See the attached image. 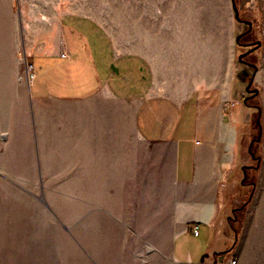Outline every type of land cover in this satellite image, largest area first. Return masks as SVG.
Listing matches in <instances>:
<instances>
[{
	"label": "crops",
	"instance_id": "1",
	"mask_svg": "<svg viewBox=\"0 0 264 264\" xmlns=\"http://www.w3.org/2000/svg\"><path fill=\"white\" fill-rule=\"evenodd\" d=\"M173 6L170 14L161 6L158 29L147 30L144 15L129 32L127 51L92 18H65L57 49L29 57L34 77L19 113L30 119L23 125L40 166L62 168L50 182L99 183V215L127 208L123 221L134 225L127 228L151 232V249L134 262L213 264L215 252L230 249L227 261L240 264L246 233L264 237V121L235 245L228 222V211L248 193L244 167L252 166L244 116L252 107L237 59L242 22L231 0L220 18L214 5L188 2L182 13ZM257 94L264 118V95ZM191 237L197 242L189 247Z\"/></svg>",
	"mask_w": 264,
	"mask_h": 264
},
{
	"label": "rangeland",
	"instance_id": "2",
	"mask_svg": "<svg viewBox=\"0 0 264 264\" xmlns=\"http://www.w3.org/2000/svg\"><path fill=\"white\" fill-rule=\"evenodd\" d=\"M160 1L0 0V264H143L141 260L134 262L133 255L143 256L151 249L146 240L151 232L146 236L142 231L128 229L134 225L128 220L123 221L129 218L127 208L115 207L116 215H99V183L50 182V178H61L54 171L62 168L49 166L52 162L40 166L38 154L32 149L30 128L26 126L25 129L23 125L30 123V119L28 114L19 111L22 107L24 112L27 107L24 101L28 98L27 88L31 81L29 57L36 52L57 49L61 43L59 26L68 16L92 18L117 48L127 51L129 32L138 31L144 15L146 29H158L164 4H167L163 9H167L168 14L175 9L173 5H177L182 13L188 2L214 5L217 18H220L225 5L230 2ZM234 2L239 17L251 22V32L239 40L261 41L260 46L245 58L257 67L251 87L264 95V0ZM239 26L238 34L242 32L243 24L239 23ZM245 50L237 44L238 54ZM260 100L259 94L247 99L252 108L247 111L245 124L249 130L248 141L253 142L252 152L248 146L246 151L252 165L256 161L251 153L259 155L261 149V141H256L264 121ZM258 113L260 126L256 122ZM41 168L43 175L41 172L39 176ZM49 170L54 176L48 175ZM256 173L254 169L247 170L244 183L255 181ZM42 178L47 181H41ZM243 188H247V195L228 211V218L234 214L235 225L241 227L252 189L249 184H243ZM240 192L238 188L236 194ZM237 237H234V245ZM196 242V237L186 239L189 247ZM230 254L231 250L226 252L223 262ZM239 255L240 264H264V237L252 238L248 231L239 246Z\"/></svg>",
	"mask_w": 264,
	"mask_h": 264
},
{
	"label": "water",
	"instance_id": "3",
	"mask_svg": "<svg viewBox=\"0 0 264 264\" xmlns=\"http://www.w3.org/2000/svg\"><path fill=\"white\" fill-rule=\"evenodd\" d=\"M231 3H232V7H233V10H234V16H235L236 20H238L239 22H242V23L247 22V23L250 24V23H251L250 21L243 20V19H241V18L239 17V15H238V10H237V8H236V5H235L234 0H231ZM242 34H243V32L237 34V36H236V41H237V42H238V39L242 36ZM250 44H251V46H250L249 48H247L245 51H243V52H241V53H239V54L237 55V59H238V60L242 61V57H243L244 55L250 53V52L253 51L254 49H256L258 46H260L261 41H260V40H255V41H252ZM253 66H254V71L252 72L251 76H250L249 79H248L247 84L245 85V91L248 92L249 95L244 97V101H246L247 97H253V96L257 95V93H258V89H257V88H255V87H254V88H250V85L252 84V81H253V77H254L255 71H256V69H257V67H256L255 64H253ZM242 80H245V78L242 79ZM256 122L259 123V113H258V117H257V119H256ZM259 138H260V131H259L258 136H257L256 139L258 140ZM252 142H253V140H251V142H250V144H249V146H248L249 151H250V146H251ZM250 152H251V151H250ZM251 155L253 156L252 153H251ZM40 201L43 202V204L48 208L47 203H45L44 201H42V199H40ZM234 209H235V208H234ZM234 209H232V211H234ZM221 260H222V257L220 256L218 259H215V260H214V263H213V264H216V262H219V261H221Z\"/></svg>",
	"mask_w": 264,
	"mask_h": 264
},
{
	"label": "flooded vegetation",
	"instance_id": "4",
	"mask_svg": "<svg viewBox=\"0 0 264 264\" xmlns=\"http://www.w3.org/2000/svg\"><path fill=\"white\" fill-rule=\"evenodd\" d=\"M243 20H247V19H243ZM247 21H249V20H247ZM243 24V30H242V32H243V34H242V36L240 37V38H242L243 36H245V35H248L250 32H251V23L249 24V23H247V22H244V23H242ZM239 38V39H240ZM253 40H244V41H238L239 42V45L242 47V48H244V49H247V48H249L250 46H251V42H252ZM252 52V51H251ZM249 54V53H248ZM247 56V54L246 55H244L243 57H242V61H240L241 62V64H242V68H241V70H240V77H241V79H244L245 78V80H242L244 83H245V85L247 84V82H248V79H249V77L251 76V74H252V72L254 71V66H253V64H254V62H252L251 60H249V59H247V58H245ZM252 86V84L250 85V88H253V87H251ZM249 95V93L248 92H246V96H248ZM248 98H251V97H247V99ZM253 157V156H252ZM223 257V256H222ZM216 259H218V258H216ZM220 262V261H219ZM217 263V262H216Z\"/></svg>",
	"mask_w": 264,
	"mask_h": 264
},
{
	"label": "trees",
	"instance_id": "5",
	"mask_svg": "<svg viewBox=\"0 0 264 264\" xmlns=\"http://www.w3.org/2000/svg\"><path fill=\"white\" fill-rule=\"evenodd\" d=\"M238 41H239V39H238ZM237 44L239 45V42H237ZM246 103H247V99H246V101H245ZM257 109H258V112H259V108H258V105H256L255 106ZM259 124V123H258ZM259 126H260V124H259ZM251 151V150H250ZM252 152V151H251ZM253 154V153H252ZM253 158H254V160L256 161V164L255 165H252V166H248V167H244V170H245V177L243 178V182H244V179H246V176H247V169L248 168H252V169H254V170H256L257 169V164H258V161H259V155H254L253 154ZM248 184H251L250 186H251V188L253 187V183H254V181H248L247 182ZM248 202V201H247ZM237 221V219H236V216L233 214L232 215V217H229L228 218V222H229V224H230V226H231V228H232V230H233V232H234V235H235V238L237 237V235L239 234V232H240V229H241V225H235V222ZM230 249H227V250H225V251H219V252H215L214 253V255H215V257H217L218 258V256L220 257V256H225L226 255V252H228Z\"/></svg>",
	"mask_w": 264,
	"mask_h": 264
},
{
	"label": "built area",
	"instance_id": "6",
	"mask_svg": "<svg viewBox=\"0 0 264 264\" xmlns=\"http://www.w3.org/2000/svg\"><path fill=\"white\" fill-rule=\"evenodd\" d=\"M30 71H29V78H30V80H32L33 79V77H34V72H33V70H32V65L30 64ZM245 119H247L248 118V113H245ZM190 230H191V232L194 234V235H197L198 234V224L197 223H193V224H191L190 225ZM219 264H235V259L234 258H230L227 262H222V261H220V263Z\"/></svg>",
	"mask_w": 264,
	"mask_h": 264
}]
</instances>
